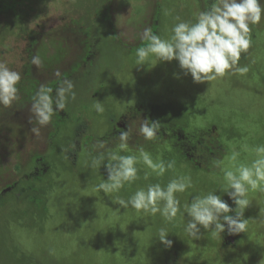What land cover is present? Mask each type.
I'll use <instances>...</instances> for the list:
<instances>
[{"label": "rangeland", "instance_id": "obj_1", "mask_svg": "<svg viewBox=\"0 0 264 264\" xmlns=\"http://www.w3.org/2000/svg\"><path fill=\"white\" fill-rule=\"evenodd\" d=\"M214 3L0 0V63L21 76L18 99L0 106V264H167L168 257L176 264H264V191L248 193L247 230L221 238L203 229L199 239L188 237L186 213L167 222L117 203L139 188L190 176L192 187L177 194L181 213L208 192L235 207L213 162L230 166L235 151L240 163L250 164L255 147L264 145V17L251 26V46L239 60L249 68L245 75L197 84L176 61L135 63L137 48L147 44L145 29L168 39L176 23L195 22ZM64 80L73 83L75 99L34 134L33 97L41 86L54 96ZM144 118L159 122L155 140L139 135ZM127 126L132 152L122 155L139 158L142 146L173 168L157 176L140 161L139 179L130 186L98 192L107 173L91 165L96 145L103 140L115 148ZM160 228L173 241L169 249L157 239Z\"/></svg>", "mask_w": 264, "mask_h": 264}, {"label": "clouds", "instance_id": "obj_2", "mask_svg": "<svg viewBox=\"0 0 264 264\" xmlns=\"http://www.w3.org/2000/svg\"><path fill=\"white\" fill-rule=\"evenodd\" d=\"M264 17V5L261 0H216L211 8L202 11L195 22L180 21L171 29V36L162 39L151 29H145L143 40L145 46L138 47L135 53V63L145 65L150 58L158 62L176 61L181 72L190 76L197 84L214 81L225 75H245L249 71L247 66H239L242 53L251 46V26L260 23ZM177 20L179 18L177 17ZM32 64L40 67L41 58L34 56ZM21 79L20 73L13 71L6 64L0 63V106L9 108L18 99L17 85ZM74 85L70 80L61 81L52 95L53 90L41 86L33 97L30 112L37 127L31 131L39 135L40 129L46 127L53 115L63 111L69 99H75ZM94 108L97 113H103L102 102L96 101ZM139 135L145 141L157 138L158 121L147 118L140 119ZM31 122V121H30ZM131 129L119 130L116 136L118 143L115 148H108L105 141L97 145V153L92 157L91 165L96 168L103 166L107 179H103L97 186L98 192L119 193L125 185H131L138 177L137 163H142L155 173L163 176L173 163L154 161L151 154L141 146L136 154L131 153L129 140ZM256 158L250 164L240 163L239 152H233L228 157L230 166H225L223 160L214 161V167L223 173L226 182L227 195L235 207H231L221 195L208 192L194 196L190 203L183 205L177 197L192 187L190 176H178L162 187L159 183L150 184L147 188H139L127 200L117 197L121 209L129 207L148 215L159 213L167 222H172L178 213L187 214L184 232L192 239H199L201 229L210 232L214 237L221 238V234L229 235L244 233L247 230L248 219L244 218V210L249 206V191H264V145L255 147ZM149 173H145L147 179ZM166 228L158 230L157 239L165 249L172 247L173 241L168 239Z\"/></svg>", "mask_w": 264, "mask_h": 264}, {"label": "trees", "instance_id": "obj_3", "mask_svg": "<svg viewBox=\"0 0 264 264\" xmlns=\"http://www.w3.org/2000/svg\"><path fill=\"white\" fill-rule=\"evenodd\" d=\"M167 264H176V262H175V259L174 258H169L168 257V259H167Z\"/></svg>", "mask_w": 264, "mask_h": 264}, {"label": "flooded vegetation", "instance_id": "obj_4", "mask_svg": "<svg viewBox=\"0 0 264 264\" xmlns=\"http://www.w3.org/2000/svg\"><path fill=\"white\" fill-rule=\"evenodd\" d=\"M118 126H120V124L118 123Z\"/></svg>", "mask_w": 264, "mask_h": 264}]
</instances>
